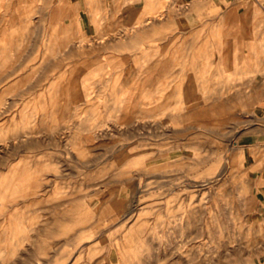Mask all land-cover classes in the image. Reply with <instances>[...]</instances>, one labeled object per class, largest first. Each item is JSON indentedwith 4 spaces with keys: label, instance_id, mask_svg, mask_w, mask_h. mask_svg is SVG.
<instances>
[{
    "label": "rangeland",
    "instance_id": "rangeland-1",
    "mask_svg": "<svg viewBox=\"0 0 264 264\" xmlns=\"http://www.w3.org/2000/svg\"><path fill=\"white\" fill-rule=\"evenodd\" d=\"M85 1L87 5L78 4ZM124 1L132 4L135 0L0 1V29H5L0 30V264H252L264 253V181H256L252 167L246 166L245 149L237 144V160L225 169L215 161L198 166L191 162L209 154L222 156L231 137L237 140L245 126L251 125L241 116L242 103L231 100L233 87L215 86L213 73L222 72L223 83H228L230 64L248 57L237 54L235 44L231 47L230 32L224 27L234 29L231 19L252 13L255 1L238 0L243 4L231 7V0H157L158 5L150 9L149 5L124 6ZM197 1L202 9L194 6ZM70 3L76 4L70 7ZM160 8L166 9V15L170 8L173 17L185 21L169 22L154 33L131 38L132 24L153 17L157 13L153 10ZM255 12L263 11L255 5ZM12 14L20 23H12ZM206 33L212 37L206 38L208 42L215 40L217 45L210 47L207 42L200 58L195 57L198 53L192 50L206 43L201 39ZM182 51L188 62L184 65L178 60ZM205 55L212 61L203 63ZM189 63L192 67L187 69ZM196 73L201 78L187 76ZM148 75L145 90H140L139 82ZM181 81L186 83L184 88L194 85L196 92L175 94ZM189 82L193 84L188 86ZM89 91L92 94L86 97ZM125 96L131 100L121 101ZM192 110L196 116L190 115ZM182 112L187 117L176 116ZM136 113L141 116L137 124L119 128L125 121L133 122ZM22 130L44 134L21 140ZM250 153L261 159L264 149ZM136 157L139 169L125 178L116 176L121 166ZM213 175L220 177L200 185ZM187 180L199 185H186ZM82 204L87 216L101 205L122 209L106 221L93 224L97 217L93 214L92 220L74 224L72 218L86 216ZM138 216L140 220L146 217L148 227L141 231L142 239L131 240L130 245L122 236ZM239 234L259 242L250 252H238L235 239ZM227 238H235L227 245L232 253H226L220 243ZM55 243L65 245L56 261H50ZM263 262L264 255L258 264Z\"/></svg>",
    "mask_w": 264,
    "mask_h": 264
},
{
    "label": "crops",
    "instance_id": "crops-1",
    "mask_svg": "<svg viewBox=\"0 0 264 264\" xmlns=\"http://www.w3.org/2000/svg\"><path fill=\"white\" fill-rule=\"evenodd\" d=\"M214 1L216 2L219 0ZM254 1V4L251 5V7H253L252 13L240 14L237 18L231 19L232 22H235V28L232 29L230 32L231 36H229L231 38V47H233L234 44L237 47V54H246L248 57L236 62V64H230L228 83H223L222 72L219 74L216 73L214 78L215 86L218 84L220 86L228 84L230 87H233L231 91V100L235 99L236 103L238 101L242 103L240 109L241 116H245L247 120L251 121L248 122L251 123V125L245 126V130L238 136L237 144L242 146L246 151V166L252 167L254 179L256 181H264V155L259 159L253 153H250V151L255 148L264 149V0ZM128 3L125 1L123 2L124 5H128ZM78 4L87 5V2H80ZM242 4L243 3H239L238 0H231L230 2L231 7H239ZM248 4L247 2L245 6H248ZM132 5L157 6L158 1L149 0L146 2L145 0H135ZM255 5L259 6L263 12H255ZM216 69L215 67V70ZM217 80H219V82H217ZM32 172L33 171L30 173ZM32 180L33 179L29 180L30 183H32ZM81 208L82 213L88 212L83 204ZM105 208L106 207H104L100 213H97V217L93 219V224L111 219L114 214L122 209L113 207L110 208V211L108 208ZM113 210H115V212ZM104 211L107 213V216L103 215V213L105 214ZM101 214L104 216V219ZM74 218L71 220L74 221ZM64 245L63 243L60 245L55 243V245H53L57 248L53 250V257L50 258V261L58 257ZM39 259H42L40 255ZM46 260L47 259L44 257V261Z\"/></svg>",
    "mask_w": 264,
    "mask_h": 264
},
{
    "label": "bare ground",
    "instance_id": "bare-ground-1",
    "mask_svg": "<svg viewBox=\"0 0 264 264\" xmlns=\"http://www.w3.org/2000/svg\"><path fill=\"white\" fill-rule=\"evenodd\" d=\"M1 1V0H0ZM26 1V0H25ZM28 1V0H27ZM31 1V0H30ZM54 1V0H53ZM70 1V0H69ZM203 1V0H202ZM2 2H3V0H2ZM2 2H0L1 3V5H2ZM23 2V1H22ZM34 2V1H33ZM51 2V1H50ZM78 2V1H77ZM76 2V3H77ZM201 1H197L196 3H194V6H197L198 8H199V6H201L200 8L202 9V3H204L205 1H203L202 3H200ZM26 3V2H25ZM24 3V4H25ZM63 3H64V1H63ZM63 3H61L62 5H63ZM66 3V2H65ZM76 3H73V4H71L70 3V7H71V5H74V4H76ZM89 3H90V6L89 7H91V2L89 1ZM215 3V2H214ZM216 3H218V2H216ZM36 4V3H35ZM129 4L130 3H128V6H129ZM27 5H29V4H27ZM38 5V4H37ZM69 4H67V6H68ZM125 5H127V4H125ZM124 5V6H125ZM131 6H132V4H130ZM181 5V4H180ZM191 5H192V3H191ZM16 6V5H15ZM26 6V5H25ZM25 6H24V9H25ZM61 6V5H60ZM127 6V7H128ZM206 6V5H205ZM35 7V6H34ZM63 7H65V6H63ZM69 7V6H68ZM67 7V8H68ZM73 7V6H72ZM163 7H164V5H163ZM177 7V6H176ZM57 8H59V7H57ZM56 8V9H57ZM62 8V7H61ZM123 8V7H122ZM152 8V7H151ZM168 8V7H167ZM185 8V7H184ZM16 9V8H15ZM60 9V8H59ZM63 9V8H62ZM61 9V10H62ZM135 9H138V8H135ZM149 9H150V6H149ZM189 9H190V7H189ZM206 9V8H205ZM204 9V10H205ZM208 9V8H207ZM206 9V10H207ZM63 10H65V11H69V13H70V10L69 9H67L66 10V8H64ZM73 11L75 10L74 8L72 9ZM78 10V9H77ZM123 10H124V8H123ZM132 10V9H131ZM164 10H166L165 8H160V9H156V11H154L153 10V12H154V14H155V12H157L155 15H153V17H148V15H147V17L148 18H146L145 17V19H142V18H140V19H137V23L136 22H134L133 24H132V26L130 27V30H134V32L132 33V37L131 38H138V37H141V35H144L145 33H150V32H153V31H157L158 29H162L164 26H166L169 22H183V21H185V19L183 20V17H173L172 16V13H171V10H170V8L168 9V11L170 12L169 13V15H166V13H164ZM203 10V11H204ZM205 10V11H206ZM65 11H63L64 13H66L68 16H72V14L73 13H71V14H68V12H65ZM149 11H152V10H149ZM175 11H176V9H175ZM187 11V10H186ZM189 11V10H188ZM204 11V12H205ZM18 12V11H17ZM177 12H179L180 13V11H177ZM204 12H202V13H204ZM125 13V12H124ZM128 13V12H127ZM186 13V12H185ZM185 13H184V15H185ZM188 13H190V12H188ZM191 13H192V11H191ZM196 13V12H195ZM206 13V12H205ZM141 14V13H140ZM170 14H171V16H170ZM183 14V13H182ZM66 15V16H67ZM142 15V14H141ZM141 15H138L139 17L141 16ZM179 15V14H178ZM181 15V14H180ZM65 16V17H66ZM183 16V15H182ZM197 16V15H196ZM208 16V15H207ZM211 16V15H210ZM44 17V16H43ZM42 17V18H43ZM61 17H63V16H61L60 15V19H61ZM206 16H204V18H205ZM11 18L13 19H11V21H12V23L14 22V24H15V22L16 21H18V20H16L15 18H16V15L15 14H12L11 15ZM19 18V17H18ZM51 18H52V20L50 21V22H52L53 21V17H52V15H51ZM57 18V17H56ZM59 18H57V20L59 19ZM75 18H76V15H75ZM202 18H203V16H202ZM201 18V19H202ZM34 19V18H33ZM59 19V20H60ZM3 20V19H2ZM6 20H7V18H6ZM75 20V19H74ZM203 20V19H202ZM19 21H20V19H19ZM22 21V20H21ZM34 21V20H33ZM55 21V20H54ZM133 21H136V20H133ZM132 21V22H133ZM189 21V20H188ZM23 22V21H22ZM36 22V21H35ZM64 22V21H63ZM71 22V21H70ZM131 22V23H132ZM203 22V21H202ZM9 23H10V21H9ZM17 23V22H16ZM18 23H20V22H18ZM17 23V24H18ZM37 23V22H36ZM53 23V22H52ZM55 23V22H54ZM60 23V22H59ZM0 24H2L1 23V21H0ZM4 24V23H3ZM14 24H12V26H10V27H13V25ZM23 24V23H22ZM35 24V23H34ZM62 24V23H61ZM60 24V25H61ZM68 24V23H67ZM181 24V23H180ZM5 25V24H4ZM16 25V24H15ZM20 25V28L19 29H21L22 27V25L21 24H19ZM66 25V24H65ZM173 25V24H172ZM174 25H176V23H174ZM197 25V24H196ZM18 26V25H17ZM16 26V27H17ZM24 26V25H23ZM48 26H50L49 25V23H48ZM57 26V25H56ZM67 26V25H66ZM65 26V27H66ZM170 26L171 25H169L168 27L170 28ZM185 26V25H184ZM35 27H36V25H35ZM63 27V26H62ZM71 27V26H70ZM177 27V26H176ZM182 27V26H181ZM197 27V26H196ZM231 27L232 26H229V27H224V30L225 31H227V33L228 32H231L232 31V29H231ZM4 28V27H3ZM18 28V27H17ZM49 29L51 28V27H48ZM48 28H47V30H48ZM178 28V27H177ZM207 28V27H206ZM209 28V27H208ZM207 28V29H208ZM14 29V28H13ZM166 29H168V28H166ZM212 29H213V27H212ZM219 29V28H218ZM218 29H215V30H218ZM231 29V30H230ZM0 30H5V29H2V26H1V29ZM17 30V29H16ZM22 30L24 31V29L22 28ZM26 30V29H25ZM65 30V29H64ZM67 30H68V28H67ZM202 30V29H201ZM200 30V31H201ZM10 31V30H9ZM15 31V30H14ZM31 31V30H30ZM160 31V30H159ZM175 31V30H174ZM6 32H8V31H6ZM13 31H10V34L12 33ZM18 32L20 33V31L18 30ZM27 31H25V33H26ZM34 32V31H33ZM48 32V31H47ZM204 32H205V30H204ZM204 32H202L203 34H204ZM207 32H208V30H207ZM24 33V32H23ZM52 33V32H51ZM65 34H66V32H64ZM63 33V34H64ZM154 33V32H153ZM152 33V34H153ZM201 33V32H200ZM214 33H216V31L214 32ZM227 33H225V34H227ZM60 34V33H59ZM152 34H151V36H152ZM174 34V33H173ZM203 34H202V36H201V39L202 38H204L203 39V41L204 42H206V43H204V44H201V45H198L197 47H194V48H196V49H194V50H192L193 52L192 53H194V54H196V53H198V55L197 56H195V57H198L199 56V54H200V52H202V46L203 47H205L206 46V44L208 45V43H209V45H210V47H211V45L213 44V46H214V42H215V40H213V41H210L209 40V42H208V38L210 37H208L207 38V35H209V34H205V36L203 37ZM211 34V33H210ZM9 35V34H8ZM8 35H7V37H8ZM13 35V34H12ZM11 35V36H12ZM20 35V34H19ZM55 35H57L56 33H55ZM60 35H62V34H60ZM179 35V34H178ZM178 35L176 36V37H178ZM214 35H216V34H214ZM213 35V36H214ZM218 35H220V33L218 32ZM223 35V34H222ZM10 36V37H11ZM59 36V35H58ZM57 36V37H58ZM67 36V35H66ZM121 36H122V34H121ZM120 36V37H121ZM164 36H166V35H164ZM195 36V35H194ZM228 36H231V35H228ZM10 37H8V38H10ZM220 37V36H219ZM224 37V36H223ZM222 37V38H223ZM4 38V37H3ZM7 38V39H8ZM61 38V37H60ZM69 38H71L70 36H69ZM69 38H68V36H67V39L69 40ZM101 38H103V37H101ZM101 38H99L100 40H102ZM207 38V39H206ZM212 38V37H211ZM211 38H209V39H211ZM221 38V37H220ZM224 38H227L226 36L224 37ZM5 39V38H4ZM4 39H2V42H3V40ZM10 39H14V36H13V38H10ZM58 39H59V37H58ZM72 39V38H71ZM71 39H70V41H71ZM80 39V40H79ZM78 39V41L79 42H83V40H82V38H79ZM97 39H98V37H97ZM169 39V38H168ZM173 39H175V38H173ZM178 39V38H177ZM218 39V38H217ZM0 40H1V38H0ZM15 40V39H14ZM53 40V39H52ZM57 40V39H56ZM130 40V39H129ZM199 40H200V38H199ZM205 40H207V41H205ZM222 40V39H221ZM226 40V39H225ZM228 40H229V38H228ZM11 41V40H10ZM16 41V40H15ZM201 41V40H200ZM227 41V40H226ZM1 42V41H0ZM69 42V41H68ZM77 42V41H76ZM208 42V43H207ZM218 42V41H217ZM56 43V42H55ZM66 44H68L67 42H65ZM70 43V42H69ZM88 43H89V41H88ZM91 43V42H90ZM170 43H172V41H170ZM3 45L5 44V42L4 43H2ZM8 44H9V42H8ZM60 44V43H59ZM165 44V43H164ZM220 44V43H219ZM173 45V44H172ZM208 45V46H209ZM217 45V43L215 44V46ZM222 45V44H221ZM220 45V46H221ZM225 45H227V44H225ZM1 46V45H0ZM219 46V45H218ZM223 46V45H222ZM229 46V45H228ZM5 48V47H4ZM201 49V50H200ZM204 50H206L205 48H203ZM203 50V51H204ZM165 51H167V49H165ZM165 51H164V53H165ZM7 52V51H6ZM46 52H48V51H46ZM53 52V51H52ZM184 52L185 51H182L181 52V54H180V57H179V62H180V64L181 65H184V64H186V63H188V62H186V59L184 58ZM205 52H207V51H205ZM205 52H203V53H205ZM48 53H50V52H48ZM55 53V52H54ZM202 53V54H203ZM207 53H210V52H207ZM212 53V52H211ZM1 54H3V53H1ZM202 54L200 55V56H202ZM191 55V54H190ZM6 56V55H5ZM46 56V55H45ZM167 56V55H166ZM206 56V55H205ZM7 57V56H6ZM6 57H5V59H6ZM195 57H193V59H192V63L191 64H196V62H197V60H196V58ZM45 58H47V57H45ZM159 58V57H158ZM190 58H192V56L190 57ZM198 58H200V57H198ZM172 59H175L174 57L172 58ZM162 60H163V56H162ZM168 60V59H167ZM200 60V59H199ZM202 60V59H201ZM155 61H157V60H155ZM212 61V59H210L209 58V56L207 55L206 56V58H205V60L203 61V63L205 62V63H209V62H211ZM152 62V61H151ZM151 62H150V64H151ZM162 62V61H161ZM168 62V61H167ZM167 62H165V63H167ZM170 62V61H169ZM172 62H173V60H172ZM175 62V61H174ZM153 63V62H152ZM203 63H201L200 64V66L201 65H203ZM190 63L188 64V68L187 69H189V65H191ZM152 65V64H151ZM151 65H149L148 67L150 68V66ZM57 66V65H56ZM158 66V65H157ZM156 66V67H157ZM163 66H164V63H163ZM167 66V65H166ZM198 67H199V65H197ZM3 67H4V65H3ZM59 67V66H58ZM191 67H192V65H191ZM54 68H55V66H54ZM53 68V69H54ZM161 68V67H160ZM168 68V67H167ZM167 68L162 72V74H164V73H166V70H167ZM200 68H202V67H200ZM209 68H212V67H209ZM52 69V70H53ZM60 69V68H59ZM59 69H57V70H59ZM204 69V68H203ZM56 70V69H55ZM207 70V77L208 78H210L209 77V74H208V69H206ZM212 70V69H211ZM162 71V70H161ZM189 71V70H188ZM68 72H69V69H68ZM196 72H197V70H196ZM202 72H203V70H202ZM190 73H192V72H190ZM204 73V72H203ZM202 73V74H203ZM53 74V73H52ZM205 74V75H206ZM215 74H216V72H214L213 73V76H215ZM51 75V74H50ZM59 75V74H58ZM67 75H68V73H67ZM66 75V76H67ZM48 76V75H47ZM52 76H54V75H51L50 76V78H52ZM181 76H183V74L181 75ZM187 76H192V78H193V76L195 77H200V74L199 73H196L195 75L194 74H188ZM202 76V75H201ZM46 77V76H45ZM207 77L206 76H204V74H203V77H202V81L205 83V84H207V82H209L208 80H207V82H205L204 81V79L203 78H206L207 79ZM201 78V77H200ZM147 80H149V75L148 76H146L145 77V79H143V82L141 81V82H139V88H140V90H145V85H146V83H147ZM62 82L64 81V80H61ZM198 81H201V79L199 80L198 79ZM215 81V80H214ZM192 82H194V79H193V81ZM192 82H189V84H188V86L189 85H192L193 83ZM55 83V82H54ZM196 83V82H195ZM204 83H202V84H204ZM46 84L47 83H45V86H46ZM65 84V83H64ZM184 84H185V86H186V83H183V81H181V83L179 84V85H177V87H176V89L174 90V93L175 94H180V95H182V94H184V93H189L190 92V94L191 93H194V89H193V86L191 87V86H189V87H186V88H184L185 86H184ZM204 84V85H205ZM209 84V83H208ZM210 84H211V82H210ZM214 84V83H213ZM212 84V87L214 86ZM48 85V84H47ZM54 85H56V84H54ZM70 85V84H69ZM184 86V87H183ZM55 87H57V86H55ZM69 87V86H68ZM206 87V86H205ZM47 88H48V86H47ZM203 88V87H202ZM201 88V89H202ZM42 89V88H41ZM44 90V89H43ZM61 90V89H60ZM47 91V90H46ZM65 91H67V93L70 91V89L69 88H67ZM202 91V90H201ZM206 91H209V90H206ZM49 92H50V90H49ZM57 92V91H56ZM74 92H76L77 93V90H74ZM111 92V91H110ZM196 92V91H195ZM198 92V91H197ZM204 92V91H203ZM45 93H47V92H45ZM125 93H126V91H125ZM144 94H146V92L144 91L143 92ZM200 93V92H199ZM51 94V93H50ZM62 94V93H61ZM91 94H92V92L91 91H89L88 93H86L85 94V96L87 97V96H91ZM130 95V92H128L127 93V95ZM178 96V95H177ZM44 97V96H43ZM47 97H48V95H47ZM50 98V97H49ZM76 98V97H75ZM90 98V97H89ZM48 99V98H47ZM77 99V98H76ZM76 99H74V100H76ZM85 99V98H84ZM146 99H148L147 101L145 100V103H148L149 102V98L147 97ZM71 100H73V99H70V102H71ZM83 100V99H82ZM129 100H131L130 98H128V97H126L125 96V98H122L121 99V101H123L124 103H126V102H128ZM178 100H179V98H178ZM185 100V99H184ZM188 100V99H187ZM49 101V100H48ZM142 101H143V99H142ZM51 102H52V98H51ZM50 102V103H51ZM54 102V101H53ZM52 102V103H53ZM61 102V101H60ZM195 102V101H194ZM51 103V104H52ZM189 103H191V102H189ZM66 104V103H65ZM64 104V105H65ZM60 106H59V108L61 107V106H63V107H65L64 105H61V104H59ZM190 105V104H189ZM195 105H197V103L195 104ZM52 106V105H51ZM67 106H68V104H67ZM24 107V106H23ZM147 107V106H146ZM149 107V106H148ZM181 107H183L182 105L180 106V108ZM68 108H70L69 106H68ZM179 108V107H178ZM58 109V108H57ZM20 110V109H19ZM19 110H18V112H19ZM148 110V109H147ZM21 111V110H20ZM187 111V110H186ZM21 112H23V110L21 111ZM20 112V113H21ZM184 112V111H183ZM182 112V114H178L177 113V115L176 116H181L182 118H184V117H187V116H185L186 114H184ZM190 112V111H189ZM197 113H198V110L196 111ZM45 113V112H44ZM141 113V112H140ZM143 113V112H142ZM188 113V112H187ZM191 113H193V110H192V112H190V115L192 116V115H194V116H196L195 115V112H194V114H191ZM26 114V113H25ZM16 115V114H15ZM28 115V114H27ZM145 115H147V114H145ZM152 115V114H151ZM198 115V114H197ZM200 115V114H199ZM13 117H14V114H13ZM27 117V116H26ZM133 117H135V120L133 121V122H128V121H125V122H123V124L121 125V126H119V128H122L123 126L124 127H126L127 125L128 126H131V125H134V124H137L138 123V118L140 119V115H138V113H136V114H134L133 115ZM25 118V117H24ZM149 118V117H148ZM172 118V117H171ZM16 119H18V118H16ZM141 119H143V118H141ZM144 119H147L146 117H144ZM13 120H15V119H13ZM17 121V120H16ZM130 121V120H129ZM9 122V121H8ZM7 122V123H8ZM11 124H13V122H10ZM9 123V126L11 125ZM20 123H23V122H20ZM19 123V124H20ZM6 124V123H5ZM16 124L17 123H15L14 124V126H16ZM2 125V124H1ZM8 126V128H10ZM195 126H198V124H195ZM6 127H7V125H6ZM11 127H12V125H11ZM4 128H5V126H4ZM0 129H2V128H0ZM100 129H103V128H99V130ZM118 129V128H117ZM17 130L19 131V129L17 128ZM45 131V130H44ZM103 132V131H102ZM19 133V132H18ZM38 133H42L41 131L39 132V131H33V130H22V132L21 133H19L20 134V137H21V140H24V139H26V138H28V136H30V135H38ZM46 133H48V131L47 132H45V134ZM50 133V132H49ZM42 134H44V132L42 133ZM103 134V133H102ZM14 135H18V134H14ZM13 137V136H12ZM17 137H15V139H16ZM41 138H42V135H41ZM231 145H229V146H227L226 148H225V151H224V153L222 154V156H220V157H217V158H215L214 157V155L213 154H209L206 158H203V159H198L197 161H192L191 162V164H193V166H198V165H200V164H203V163H205V162H209V164H211V163H213L214 161V163H216V164H220L221 165V168H223V169H225V168H227V167H229V165L233 162V161H235V159H236V157L238 156L237 155V150H236V147H237V140L236 139H234L233 137H231ZM2 144H4V143H2ZM6 144V143H5ZM259 158V157H258ZM237 160V159H236ZM140 160L138 159V157H136V158H134L133 159V162L131 163V164H126V165H123V166H121L118 170H117V174H116V176L118 175V176H123L124 178L126 177V176H130V174H128V172L130 173L132 170H134V168H135V170L136 169H139L140 167H138L137 165H136V163L137 162H139ZM140 163V162H139ZM237 163V162H236ZM238 165V164H237ZM137 166V167H136ZM222 170V169H221ZM221 170H220V172H221ZM228 171V170H227ZM229 172V171H228ZM247 172V171H246ZM223 173H224V171H223ZM115 175V174H114ZM217 177H220V176H218V175H216ZM216 176H211V177H209V178H206V179H203L202 181H200V185H202V184H207L209 181L208 180H214L215 179V177ZM123 177H122V179H123ZM118 178H121V177H118ZM248 180V179H247ZM20 181V180H19ZM249 181V180H248ZM215 182V181H214ZM217 182V181H216ZM20 183V182H19ZM253 183V182H252ZM257 183V182H256ZM185 184L186 185H192V184H198L196 181H189V180H187V181H185ZM21 185V184H20ZM179 185V184H178ZM199 185V184H198ZM249 185V184H248ZM257 185V184H256ZM3 186V185H2ZM180 186V185H179ZM58 188V187H57ZM177 188V187H176ZM175 187H174V190L176 189ZM56 189V188H55ZM59 189V188H58ZM57 190V189H56ZM250 190V189H249ZM171 192V191H170ZM173 194V193H172ZM172 194H170V195H172ZM175 197H177V195L175 196ZM168 198V197H167ZM165 200V199H164ZM167 200V199H166ZM173 201H174V198L172 199ZM176 200V199H175ZM172 201V202H173ZM177 202V201H176ZM166 203V202H165ZM173 203H175V201L173 202ZM172 203V204H173ZM78 204L79 205H81V203H79L78 202ZM77 206V207H80V206ZM166 205V204H165ZM177 205V204H176ZM104 207H106L105 209H109L110 210V208L109 207H107V206H103V205H101V206H99V207H97L92 213H90L91 215L89 216H87V213L85 212V213H82V214H86V216H82V217H78V216H75V218H74V224H77V223H84V222H88V220L91 218V220H92V215L93 214H97V213H100L101 212V210H103V208ZM170 207H172L171 205H170ZM111 208H113V206H111ZM134 208V207H133ZM132 208V209H133ZM166 208V207H165ZM175 208V207H174ZM104 209V210H105ZM159 210H162L161 209V207H160V209ZM174 210V209H173ZM105 211H107V210H105ZM104 211V212H105ZM111 211V210H110ZM114 212H115V210H113ZM156 211H158V210H156ZM167 211V210H166ZM159 212V211H158ZM127 215H128V213L127 212H125ZM167 213V212H166ZM170 213V212H169ZM169 213H167L168 215H169ZM107 213L105 212V214L103 213V215L105 216ZM125 214V215H126ZM157 215H158V213H156ZM160 214V213H159ZM162 214H163V212H162ZM98 215V214H97ZM100 215V214H99ZM102 215V214H101ZM102 215V217H103V219H104V216ZM124 215V216H125ZM139 215V214H138ZM155 215V214H154ZM171 215H172V212H171ZM107 216V215H106ZM110 216V215H109ZM123 216V217H124ZM141 216V215H140ZM159 216V215H158ZM162 216H164V215H162ZM119 217V216H118ZM121 217V216H120ZM94 218H96L95 216H94ZM137 219L128 227V229L126 230V232L124 231V236H122L123 238H124V240H126V241H128L127 243L128 244H130V242H131V240H134V241H132L133 243L135 242V240L137 241L138 239H142V234H141V231H143L144 229H146V217L144 218V219H142L141 218V220L139 219L140 217L138 216V217H136ZM150 218H152V217H150ZM153 218H155L154 216H153ZM157 218V217H156ZM121 219V218H120ZM119 219V220H120ZM148 219V218H147ZM160 219V218H159ZM100 220V219H99ZM109 220V219H108ZM106 221V220H105ZM145 221V222H144ZM149 221V220H148ZM151 221H152V219H151ZM150 221V222H151ZM156 221V220H155ZM118 222V221H117ZM8 223V222H7ZM126 223V222H125ZM101 225V224H100ZM150 225V224H149ZM72 226V225H71ZM71 226H70V228H71ZM82 226V225H81ZM102 226V225H101ZM74 228L76 227V226H73ZM78 227V226H77ZM80 227V226H79ZM148 227V226H147ZM8 228V227H7ZM19 228V227H18ZM62 228L64 229V228H67V227H65V226H62ZM127 228V227H126ZM8 230V229H7ZM65 230V229H64ZM63 230V231H64ZM62 231V230H61ZM62 231V233L63 234H61V235H64L65 234V232H63ZM67 232V231H66ZM144 232V231H143ZM61 233V232H60ZM6 235H7V233H6ZM60 235V236H61ZM70 235V234H69ZM100 235V234H99ZM21 237V236H20ZM88 237H90V236H88ZM235 239V238H234ZM234 239H230V238H227V239H221L220 240V243L225 247V251H226V253L228 252V251H230L231 253H232V250L230 249H228V247H227V245H229V243L230 242H232ZM9 240V239H8ZM85 240H86V238H85ZM235 240H237V250H238V252H241V251H243V250H246V251H249L250 252V250H251V247H253V246H255L259 241L258 240H248V239H246V238H243V235L242 234H239L238 236H237V239H235ZM84 241V240H83ZM126 241H124V245H125V247H126V245H127V243H126ZM8 243V242H7ZM123 243V242H122ZM133 243L132 244H130V245H133ZM98 244V243H97ZM243 244V245H242ZM59 245V244H58ZM79 245V242L77 243V244H75V247H77V246ZM130 245H128V247L130 246ZM74 246V245H73ZM90 245H88V247H89ZM7 247H8V245H7ZM131 247V246H130ZM136 248H137V246H135ZM134 247V248H135ZM60 248V247H59ZM127 248V247H126ZM135 248V249H136ZM56 249V248H55ZM61 249V248H60ZM79 249V248H78ZM95 249V248H94ZM119 249V248H118ZM86 250V249H85ZM91 250V249H90ZM120 250V249H119ZM123 250V249H122ZM234 250H235V248H234ZM121 251V250H120ZM125 251V250H124ZM130 251V250H129ZM137 252V250H134V249H132V253H134V252ZM76 252H78V251H76ZM75 252V253H76ZM87 252V251H86ZM92 252V251H91ZM119 252V251H118ZM126 253H128L127 252V250H126ZM229 253V252H228ZM88 254H89V252H88ZM122 254V253H121ZM57 255V254H56ZM61 255V254H60ZM262 255H264V253L263 254H259L255 259H253V262H252V264H258V260H259V257H261ZM69 256L71 257V254H69ZM75 256V255H74ZM79 256V255H78ZM77 256V257H78ZM86 256V255H85ZM75 258H76V256H75ZM54 259V258H53ZM66 259V258H65ZM80 259H81V257H80ZM79 258H78V260H80ZM68 260V259H67ZM71 260V259H70ZM69 260V261H70ZM88 260V259H87ZM55 262V261H54ZM66 262V261H65ZM71 262V261H70ZM79 262V261H78ZM60 263H61V261H60ZM63 263V262H62ZM165 263H167V264H173L171 261H168V262H165ZM71 264V263H70ZM75 264V263H74ZM263 264H264V262H263Z\"/></svg>",
    "mask_w": 264,
    "mask_h": 264
}]
</instances>
